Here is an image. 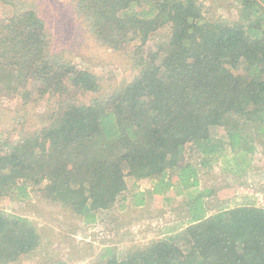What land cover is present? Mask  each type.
Segmentation results:
<instances>
[{
	"label": "trees",
	"instance_id": "trees-1",
	"mask_svg": "<svg viewBox=\"0 0 264 264\" xmlns=\"http://www.w3.org/2000/svg\"><path fill=\"white\" fill-rule=\"evenodd\" d=\"M38 1L0 0V97L20 100L0 129V199L91 225L145 203L138 182L149 179L151 197L175 190L187 217L122 259L111 246L87 264H264V207L210 209L217 190L199 187L217 162L242 176L264 154V0H234L231 20L205 0H74L90 51L143 40L125 56L136 73L106 86L59 50L73 14L57 20L54 45ZM42 240L32 220L0 211V264Z\"/></svg>",
	"mask_w": 264,
	"mask_h": 264
},
{
	"label": "rangeland",
	"instance_id": "rangeland-1",
	"mask_svg": "<svg viewBox=\"0 0 264 264\" xmlns=\"http://www.w3.org/2000/svg\"><path fill=\"white\" fill-rule=\"evenodd\" d=\"M205 1L218 15H223L228 20L234 17L235 11L232 8L234 0ZM37 5L45 18L47 31L54 45H57L58 40L57 20H62L65 11L67 12L65 19L68 13L73 14L72 26L66 29L64 37L70 39V42L62 40L61 45L64 44L65 48L59 50L63 52L62 55L74 62L92 69L103 86L110 82L120 84L136 73L131 63L125 61V56L142 44V38L141 42L133 43L135 45L127 48V51L116 52L112 48H100L98 52L90 51L81 40V34L85 33L86 29L82 16L74 14V0H42L38 1ZM164 30L153 33L147 39L145 46L143 44L146 50L153 48L155 42L160 40V36L165 34ZM61 45L59 46L62 47ZM43 103L44 100L35 108L41 109ZM19 106L20 100L16 98L0 97V129L5 127L2 124L10 122L6 114H14L13 111L18 110ZM226 168L227 165L221 160L207 172L200 173L199 187L217 190L208 207L220 209L246 202L264 207V154L256 153L250 171L243 173L242 176H237L235 172H229ZM138 183L140 191L144 193L145 203H134L132 208L124 211H119L118 208L107 211L102 215V219L105 217L103 222L97 219L91 225L84 223L82 218L76 216L70 209L40 207L37 205V199L23 204L8 198L0 199V211L29 218L38 225L43 239L36 252L20 257L14 264H50V258L61 259L68 264H87L103 249L111 246L114 247L117 257L122 259L134 244L144 243L169 233L172 227L187 217L189 208L182 202L183 199L176 195L175 190L151 197L150 180L142 179Z\"/></svg>",
	"mask_w": 264,
	"mask_h": 264
}]
</instances>
